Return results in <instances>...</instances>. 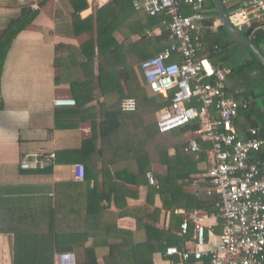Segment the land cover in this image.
I'll return each mask as SVG.
<instances>
[{
	"label": "crops",
	"instance_id": "crops-1",
	"mask_svg": "<svg viewBox=\"0 0 264 264\" xmlns=\"http://www.w3.org/2000/svg\"><path fill=\"white\" fill-rule=\"evenodd\" d=\"M111 1L78 0L77 5L86 3V6L75 11L71 0H0V37L11 21L37 10L33 21L13 38L0 72V264L14 263L18 245L21 246V264H44L47 259L38 254L34 256L30 247L45 244L56 247V252H73L77 264L83 260V247L98 243H101L96 246L98 263L104 264L107 246L103 236L94 238L93 229L99 228L98 235H101L109 225H116L135 231L136 241H144V230L136 231L138 218L146 221V215L153 212L155 218L148 221L150 224L158 229H168L172 225V233L179 235V227L171 219L172 210L164 208V202L172 200V193H158L145 178L143 183L138 176L130 175L137 168L135 159L116 155L110 160L108 153L100 150L99 138L94 146L86 147L85 140L93 135L92 122L80 121L78 116L70 114L72 105L54 103L57 97L74 98L69 69L61 62L70 58L71 53L76 54L77 47L91 38L86 29L77 31L74 28V19L84 20L89 16L95 19L96 11ZM248 1L222 0L228 14L242 9ZM132 3L128 0V11L142 16ZM208 3L211 5L210 1ZM204 12L205 22L213 19L214 28L209 30L216 31L221 22L213 13L214 9L208 7L207 0ZM159 32V29L153 31ZM113 36L116 41L123 39L118 30ZM139 38L138 33L132 35L133 52L139 51ZM75 57L80 58L78 54ZM251 57L246 52L240 60ZM139 63L134 64V68L146 85ZM235 89L239 93L243 91L241 87ZM247 95L249 103L258 101L261 105L256 108L253 102L250 116L239 115L235 119L236 130L243 135L254 121H258V116H264L263 100ZM93 99L87 106L103 101L96 92ZM48 152L55 153L54 164L43 169L20 168L23 154L32 157ZM174 152L173 148L169 150L171 155ZM257 157L264 168V148ZM199 168L205 172L180 182L188 191L207 197L209 183L203 182L208 169L206 160L200 162ZM155 170L162 172L164 168L148 171L155 174ZM82 228L86 230L83 234L79 232ZM190 230L192 239L193 228ZM220 231V225L214 227L216 235ZM162 253L159 249L154 252V264L163 263ZM194 264H207V261Z\"/></svg>",
	"mask_w": 264,
	"mask_h": 264
},
{
	"label": "trees",
	"instance_id": "trees-1",
	"mask_svg": "<svg viewBox=\"0 0 264 264\" xmlns=\"http://www.w3.org/2000/svg\"><path fill=\"white\" fill-rule=\"evenodd\" d=\"M71 1L75 11L86 6V3L77 5L78 0ZM42 3L43 1L40 4ZM207 5L214 9L213 13L217 16L218 12L214 2L207 0ZM128 6V0H112L108 5L96 11L95 19L91 16L84 20L74 19V28L77 31L86 29L91 38L77 47L76 54L80 58H76V54L71 53L70 58L61 62L64 68L69 69L71 92L76 99V104L71 106L70 114L78 116L80 121L92 122L93 135L85 140L86 147L91 144L94 146L99 138L102 142L100 150L107 152L110 160H113L116 155L119 158L122 155L126 159H135L137 168L134 174L130 172V175L138 176L141 182L148 181L147 172H151L148 170L163 167L162 172L155 170L156 175H153L157 183L150 185L158 193L167 191L172 193V200L164 202L165 209L173 211L176 207H184L188 210L198 208L218 212L215 198L200 197L185 189L180 182L182 179L191 180L196 174L204 173L205 171L199 168L200 162L206 160L209 168L206 151L211 144L201 142L199 153L184 151V146L187 144V133L195 130L197 123L160 133L155 123L156 111L168 104L169 99L162 94L152 92L147 85L142 83L134 68V64L138 61L141 62L165 48H171L173 44H178V41L169 38V31L162 23L165 18L163 13L150 16L140 12L142 16L138 17L132 11H128ZM126 10L127 12L121 15V12ZM185 12H190V10L186 8ZM36 13L37 10L31 11L11 21L0 37V72L4 56L13 38L33 21ZM212 24L213 19L205 22L207 27L202 31L203 44L199 55L208 57L215 66L230 68L231 72L226 76L228 94L235 95V97L242 95L246 101H249L247 94H251L254 100L261 98L264 103V94L261 97L262 92L255 91L256 88L264 86V66L247 45L234 39L222 26H219L216 31L209 30L208 26ZM257 25L258 23H253L245 34L256 45H261L264 43V32L257 30L255 36H251L252 29ZM156 29L160 32L155 34L153 31ZM116 30L123 34L121 41H116L113 36ZM136 33L140 36L137 41L139 51L133 52L131 49L132 35ZM246 52H249L252 57L240 60ZM236 86L241 87L243 91L236 92ZM94 92L101 96L103 101L98 102L97 105L87 106L94 100ZM124 97L136 99L135 111L121 110L120 101ZM253 102L256 108L260 107L261 104L258 101ZM253 102L249 103L246 110H241L239 115L250 116ZM252 126L260 127L261 136L264 138V116H258V121H254ZM172 148L175 152L171 155L169 150ZM260 153L261 151L255 154L256 157ZM203 182L208 183L207 176ZM172 211L171 219H174L175 226L179 227L182 218L179 216L175 218L176 214ZM154 218V212L146 215V221L138 218L136 231L144 230L146 233L144 241H136L135 231L120 229L116 225H109L101 235H98L99 228L97 231L93 229L94 238L103 236V243L107 246V251L103 255L104 264H154L153 254L158 249L164 251L167 245L182 246L190 239L192 224L186 235L179 236L172 233V225L168 229H158L148 222ZM85 231L82 228L79 232L83 234ZM99 244L101 243L92 247H83V260L77 264H99L96 247L100 246ZM30 249L31 252L34 250V256L38 254L47 259L43 262L44 264H54V254L57 249L53 245L32 246ZM21 259V246L18 245L13 264H21ZM194 262L197 261L192 258L187 264H194Z\"/></svg>",
	"mask_w": 264,
	"mask_h": 264
},
{
	"label": "built area",
	"instance_id": "built-area-1",
	"mask_svg": "<svg viewBox=\"0 0 264 264\" xmlns=\"http://www.w3.org/2000/svg\"><path fill=\"white\" fill-rule=\"evenodd\" d=\"M206 0H133L134 10L150 16L163 13L162 23L169 38L177 40L139 63L149 89L169 99L156 111L155 123L160 133L197 123L187 133L184 151L199 153L201 142H208V187L206 195L216 199L218 212L203 209H173L181 216L178 234L186 235L193 224V237L182 246L167 245L162 264H187L190 259L207 264H264V168L255 154L264 148V138L258 126L247 129L246 135L235 128V119L249 102L228 94L226 76L229 67L215 66L206 56H200L202 31L206 15ZM190 12H185V8ZM37 8V6H33ZM229 20L240 30L258 23L251 31L264 32V0H249L232 11ZM209 29L214 25L208 26ZM60 106L75 105L72 97H57ZM134 97H124L120 108L135 111ZM55 153L20 157L21 169H43L54 164ZM79 177L82 173L79 171ZM150 184H156L152 172H147ZM220 225L219 234L214 227ZM56 264H76L73 252H56ZM160 264V263H155Z\"/></svg>",
	"mask_w": 264,
	"mask_h": 264
},
{
	"label": "water",
	"instance_id": "water-1",
	"mask_svg": "<svg viewBox=\"0 0 264 264\" xmlns=\"http://www.w3.org/2000/svg\"><path fill=\"white\" fill-rule=\"evenodd\" d=\"M218 12V18L221 22V26L236 40L244 43L255 55L258 61L264 66V43L256 45L253 40L246 36L247 25H243L240 30H237L229 20L228 12L224 7L222 0H212Z\"/></svg>",
	"mask_w": 264,
	"mask_h": 264
},
{
	"label": "rangeland",
	"instance_id": "rangeland-1",
	"mask_svg": "<svg viewBox=\"0 0 264 264\" xmlns=\"http://www.w3.org/2000/svg\"><path fill=\"white\" fill-rule=\"evenodd\" d=\"M255 91L260 92V93L262 92L261 93V97H262V95L264 94V86L262 88H256Z\"/></svg>",
	"mask_w": 264,
	"mask_h": 264
}]
</instances>
